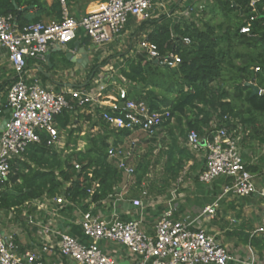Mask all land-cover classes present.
Masks as SVG:
<instances>
[{"label": "built area", "instance_id": "2783aa9c", "mask_svg": "<svg viewBox=\"0 0 264 264\" xmlns=\"http://www.w3.org/2000/svg\"><path fill=\"white\" fill-rule=\"evenodd\" d=\"M57 1L62 10L59 21L21 26L13 15H0V49L5 50L11 70V84L2 103L9 112V118L0 134V181L6 180L12 160L21 158L29 145L41 143L40 134L47 135V146L59 144L62 131L56 128L54 119L63 111L81 108V113L85 114L86 111V115L96 117V109L108 107L111 112L102 111L99 117L110 129L116 132L139 131L149 137L170 119L169 112H151L144 102L129 99L124 87H118L112 101L108 102L104 94L108 88L107 82L94 79L106 77V68L91 76L95 82L89 88L77 87L67 92L45 88L36 76L28 73L29 60L43 62L49 47L75 42L80 30L92 45H111L125 31L129 20L138 25L153 19L152 12L162 0H107L97 11L85 14L78 20L70 16L66 0ZM253 5L254 1L251 2ZM249 28V25L241 27L240 33L249 34ZM144 37L137 43V55L144 54L147 61L161 66L175 67L180 63L173 54L160 56L156 46ZM184 42L189 44L187 39ZM258 71V68L254 69V72ZM110 80L115 81L113 77ZM121 82L125 83L124 79ZM254 86L256 97L264 98V86ZM227 120L224 116L221 126L212 132L211 138L202 137L195 131H190L186 136V148L192 154H201L203 159L198 181L209 184L225 179L227 182L221 196L201 210L199 216L212 218L222 197L244 198L258 194L264 203V188H256L242 156L240 144L243 135L232 132V122L226 127L224 122ZM210 125L215 128V124ZM123 150L122 146H110L107 157L128 181L134 183V168L128 164V156ZM75 168L78 170L79 166ZM97 187L95 183L94 188ZM94 188L87 191L89 195ZM54 201L56 204L67 202L62 196ZM132 205L144 207L140 200H133ZM197 219L190 215L175 218L174 208L168 207L154 222L153 231L147 232L141 220H121L115 212L108 216L85 212L78 225L86 243L67 233H57V253L48 261L41 259L34 251H21L14 234L0 229V264H64V261L67 264H257L250 247L247 260H234L232 253L214 235L196 225ZM28 220V224L37 226L31 219ZM40 233L46 239L43 246L46 251L51 247L48 238L50 231L41 227ZM260 233L264 234V213L260 226L251 236ZM101 242L125 248L127 261L110 256L100 245Z\"/></svg>", "mask_w": 264, "mask_h": 264}, {"label": "trees", "instance_id": "16d2710c", "mask_svg": "<svg viewBox=\"0 0 264 264\" xmlns=\"http://www.w3.org/2000/svg\"><path fill=\"white\" fill-rule=\"evenodd\" d=\"M38 2L27 0L25 5ZM0 3H3L0 15L13 16H16L15 8L22 4L20 0H0ZM210 11L220 13L222 21L219 24L192 21L195 16L190 12L189 19L182 17L178 22H174L170 13L138 25L129 20L125 27L131 37L143 34L145 37L141 38L155 45L160 56L173 54L180 60L175 67L161 66L147 61L141 54L127 58L119 68V81L124 79L133 86L132 90H127L129 99L144 102L151 112L170 114V119L158 127L149 142L155 143L157 131L166 130L173 120L176 119L180 127L181 120L185 119V127L179 130L184 138L182 143L172 136L169 144L162 142L155 147L164 159L163 171L167 175L164 186L176 182L183 164L193 158L185 146L190 131L211 138L224 116L228 118L224 123L229 127V119L247 115L248 118L240 121L245 125L250 124L256 114H264V98L251 96L248 86H264V0H217ZM246 25L250 27L249 34L240 33L241 27ZM185 39L189 44L184 42ZM105 65L106 60L91 67V72ZM255 68L259 71L254 72ZM226 83L234 85L233 93L225 89ZM7 84L10 85L11 81ZM109 93L112 92L108 87L105 95ZM240 102L247 105L243 112L240 111ZM80 109L63 111L54 119L56 128L68 135L66 145L72 142V152L62 155L54 147L47 146L48 137L42 133L40 144L29 145L21 158L12 160L6 180L0 181V210L16 211L43 197L62 196L69 203L82 205L85 213L89 204L100 203L115 193L124 175L108 160L107 150L110 146L123 147L132 132H116L109 128L99 117L102 111L111 112L108 107L96 109V117L81 113ZM80 121L90 123V129L96 128L97 131L80 136L81 128L75 126ZM212 123L215 128L210 125ZM78 140L85 143L83 150H77ZM152 151L151 148L149 152ZM148 155H143L133 166L137 187H141L151 169ZM95 183L97 188H94ZM93 188L94 192L89 195L87 191ZM230 235L237 236L242 245L249 246L256 253L264 254L263 233L251 236L234 232Z\"/></svg>", "mask_w": 264, "mask_h": 264}, {"label": "crops", "instance_id": "0c3cea01", "mask_svg": "<svg viewBox=\"0 0 264 264\" xmlns=\"http://www.w3.org/2000/svg\"><path fill=\"white\" fill-rule=\"evenodd\" d=\"M20 1L22 4L15 8L16 16L14 17L21 26L39 22L46 24L59 21L62 17L60 5L57 8V0H39L37 4L32 5H25L27 0ZM106 1L66 0V7L68 6L67 9L70 16L78 20L85 14L97 11ZM171 1L163 0L153 10V19L158 18L160 15H165V10L167 9L165 5L170 4ZM176 1L177 4L181 3V0ZM185 1L190 6L194 3L192 2L193 0ZM216 2L217 0H211L213 6ZM213 6L210 8H213ZM55 7L56 10L53 9ZM76 41H79L80 47L86 48L89 52V64L86 68L67 61H59V57L66 50L73 51L72 46L74 42H71V46H69L70 43L60 45V52L57 45L49 47L47 51L50 55L49 61L46 60V57L43 62L29 60V75L36 76L42 86L56 92H67L77 87L89 88L91 83L95 82L91 76L97 73V71H87L95 51H92L88 45H84L81 39H77ZM98 48H100L101 56H107L108 48L106 46ZM6 59L5 50L0 49V134L3 132L5 122L9 118V112L2 104L9 88V84L7 83L11 81V70ZM106 66L107 70L111 68V74H105L106 77L98 79L95 77L94 79L101 83L107 82L108 84L109 78H114V76H111L114 74L112 72L114 68L109 63ZM34 69L35 72L33 71ZM111 92V94H107L106 99H108V102L112 101V96L115 94L112 89ZM262 120H264V114H256L250 124L243 125L238 119H235L231 120L230 126L232 132L243 135L240 144L242 156L247 164L248 171L254 178L257 189L264 188V125ZM62 133L66 132L62 131ZM192 155L193 158L184 163L186 167L181 172V181L177 187L171 188L165 193L155 192V194H152L146 192V190L138 191L133 189L131 185L133 183L128 181L124 176L113 195L100 203L89 204L87 212L100 216H108L112 212H115L121 220H141L142 227L147 232H152L154 222L158 216L168 207H173L175 218L184 215L198 218L196 225L203 228L207 233L214 235L232 253L234 260H247L249 246L242 245L240 239L235 235H230V233L244 232L251 234L258 228L264 213L263 200L258 194L244 198L222 197L219 201V207L212 218L199 216L201 210L211 205L221 196L222 188L227 182L225 179H218L209 184L200 183L197 177L201 171L203 159L201 154ZM54 199L43 197L37 201L24 204L21 209L16 211L12 209L8 211L0 210V229L6 233L14 234L21 251H34L44 261L52 259L57 253V233H67L83 243L87 241L78 225L81 215L84 213L82 205L69 202L56 204ZM133 200L142 201L144 207L138 208L133 206ZM28 219L35 222L37 226L28 224ZM41 227L50 231L48 238L51 241V247L46 251L43 250L46 239L40 233ZM100 245L115 259L127 261L128 253L125 248L103 242ZM253 254L257 264H264V254H258L255 251H253ZM64 264L67 263L64 261ZM230 264L236 263L230 262Z\"/></svg>", "mask_w": 264, "mask_h": 264}, {"label": "rangeland", "instance_id": "374dc122", "mask_svg": "<svg viewBox=\"0 0 264 264\" xmlns=\"http://www.w3.org/2000/svg\"><path fill=\"white\" fill-rule=\"evenodd\" d=\"M163 1V0H162ZM166 1V0H165ZM206 1V2H205ZM194 2L192 6L187 3V1L184 2V0H181L180 4H177L176 0H172L170 4H166L165 7L167 8L165 10V14L172 13L173 15L171 18H173L174 22H178L181 20L182 17L188 18L191 16L189 12H192V14L195 16L194 18H191L192 21L194 20H205L211 24H219L221 20L220 13H212L209 9L213 4L211 3V0H193ZM3 3H0V8H2ZM189 6V7H188ZM68 7V6H67ZM191 10V11H190ZM217 11V10H216ZM215 12V11H214ZM190 14V15H189ZM161 16V15H160ZM141 36L143 34H137L133 37L130 35L129 30H125L111 45L106 46L108 48L107 50V56H101L100 55V48L96 45H92L90 43V40L88 38L84 37L83 32L80 30L77 33V39H81L82 43L84 45H88L92 51H95L94 56H92L90 66H88L87 71L90 72L91 67H97V65L106 60L107 63L111 64L113 66L112 72H114L113 75L115 77V81L108 80L107 87L109 86V90L113 89V92L117 90L118 87H124L126 90L130 89L132 90L133 86L123 83L119 81V68L124 64L125 60L127 58H135L137 55L136 53V47L137 43L141 41ZM72 43L69 44L71 46ZM105 49V48H103ZM93 54V53H92ZM107 66L101 67L97 70V73H100L102 69H105ZM105 70H103L104 72ZM108 71V72H107ZM104 74H111L110 70H107L104 72ZM225 89H227L230 93H233L234 85L232 83H226L224 85ZM106 92H104L105 94ZM138 94V92H135V94ZM136 94V95H137ZM240 111L243 112L245 108L247 107L246 103L240 102L239 103ZM87 112L85 111V114ZM243 116V115H242ZM237 118L239 121H241L244 118H247V115H244L243 117ZM264 125V120H262ZM185 119L181 120L180 127L179 124L176 122V119L173 120L170 124V126L164 130H158L157 136L155 137V143L149 142L150 139L149 136H147L143 132H132L131 136L128 137L123 144V148L125 150V154L128 156V164L133 167L136 165V162L145 154H149L148 160L151 164V169L148 172V175L145 176L141 187H137L136 185L131 184L132 188L135 190H146V192L155 194V192H166L171 188H175L179 185L181 179V172L186 167L185 164L181 172L179 173V178L176 182H172L170 186H164L163 180L167 176L163 171V161L164 159L161 158V153L158 149H155L157 144H161L162 142L166 144H169L171 142L172 136H174L178 143L183 142V137L180 135V128L185 127ZM262 125V124H261ZM81 128L80 136H83L84 134H87L88 132L93 134L97 131L96 128L90 129V123H86L83 121L78 122L77 125ZM260 127V126H259ZM249 128V126H248ZM74 136H76L74 134ZM68 135L67 133H60V144L56 145L54 149H56L59 153L62 155L69 154L73 150L72 142L70 141L68 145L67 144ZM85 143L82 140H78L77 142V150H83ZM67 148V149H66ZM153 149V151L150 153L149 151ZM135 182V181H134ZM261 222H259V225Z\"/></svg>", "mask_w": 264, "mask_h": 264}, {"label": "water", "instance_id": "95a60500", "mask_svg": "<svg viewBox=\"0 0 264 264\" xmlns=\"http://www.w3.org/2000/svg\"><path fill=\"white\" fill-rule=\"evenodd\" d=\"M79 41H75L73 43V51L70 52L69 50H66L60 57H59V61H67L69 63L72 64H77L79 66H81L82 68H86V66L89 64V52L88 50H86V48L84 47H80L79 46ZM57 47L59 48V46L57 45ZM61 51V49L59 48V52ZM49 53L47 52L46 54V60L49 61ZM248 86L251 89V96H256V87L254 85L248 84ZM7 123V121L5 122V124Z\"/></svg>", "mask_w": 264, "mask_h": 264}]
</instances>
